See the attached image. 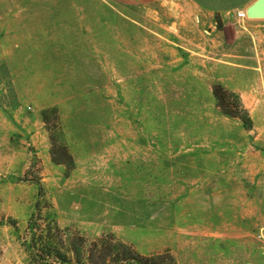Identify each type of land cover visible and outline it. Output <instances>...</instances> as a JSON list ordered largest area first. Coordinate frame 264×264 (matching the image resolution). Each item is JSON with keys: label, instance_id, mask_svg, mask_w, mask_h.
Listing matches in <instances>:
<instances>
[{"label": "rangeland", "instance_id": "374dc122", "mask_svg": "<svg viewBox=\"0 0 264 264\" xmlns=\"http://www.w3.org/2000/svg\"><path fill=\"white\" fill-rule=\"evenodd\" d=\"M164 8L0 0V264H30L41 190L88 241L264 264V20L177 29ZM217 83L251 129L220 107Z\"/></svg>", "mask_w": 264, "mask_h": 264}, {"label": "trees", "instance_id": "16d2710c", "mask_svg": "<svg viewBox=\"0 0 264 264\" xmlns=\"http://www.w3.org/2000/svg\"><path fill=\"white\" fill-rule=\"evenodd\" d=\"M214 95L226 113L239 118L246 129L253 127L252 118L236 95L221 83L214 86ZM42 191L28 221L27 236L22 241L30 264H178L169 252L142 254L114 235L88 241L76 231L61 228L55 213L50 211L51 206L42 204ZM12 225L17 228L16 223Z\"/></svg>", "mask_w": 264, "mask_h": 264}, {"label": "crops", "instance_id": "0c3cea01", "mask_svg": "<svg viewBox=\"0 0 264 264\" xmlns=\"http://www.w3.org/2000/svg\"><path fill=\"white\" fill-rule=\"evenodd\" d=\"M127 6L146 7L149 5H165L162 10L167 18L178 21L177 29L184 24H196L195 18L201 23L216 15H227L234 13L239 19L247 20L248 25H255L259 20L248 17H239L238 11H245L246 7L254 0H106ZM162 15V14H160ZM182 24V25H181Z\"/></svg>", "mask_w": 264, "mask_h": 264}, {"label": "water", "instance_id": "95a60500", "mask_svg": "<svg viewBox=\"0 0 264 264\" xmlns=\"http://www.w3.org/2000/svg\"><path fill=\"white\" fill-rule=\"evenodd\" d=\"M245 12L250 19H264V0H254L246 7Z\"/></svg>", "mask_w": 264, "mask_h": 264}, {"label": "built area", "instance_id": "2783aa9c", "mask_svg": "<svg viewBox=\"0 0 264 264\" xmlns=\"http://www.w3.org/2000/svg\"><path fill=\"white\" fill-rule=\"evenodd\" d=\"M237 15L239 16V17H247L246 16V12L243 10V11H238L237 12Z\"/></svg>", "mask_w": 264, "mask_h": 264}]
</instances>
